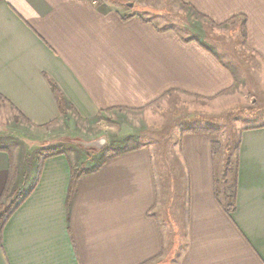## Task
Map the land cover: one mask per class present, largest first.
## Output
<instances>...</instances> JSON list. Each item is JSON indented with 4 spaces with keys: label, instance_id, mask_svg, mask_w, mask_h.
Segmentation results:
<instances>
[{
    "label": "crops",
    "instance_id": "0c3cea01",
    "mask_svg": "<svg viewBox=\"0 0 264 264\" xmlns=\"http://www.w3.org/2000/svg\"><path fill=\"white\" fill-rule=\"evenodd\" d=\"M178 1L212 25L244 27L246 48L264 59V0ZM213 46L98 0H0V109L39 130L137 125L128 115L174 94L227 112L235 77ZM255 113L234 170L205 128L184 129L170 187L157 186L149 147L130 136L111 152L106 135L69 140L96 142L92 155L0 148V264H264V106ZM231 184L229 213L220 201Z\"/></svg>",
    "mask_w": 264,
    "mask_h": 264
},
{
    "label": "rangeland",
    "instance_id": "374dc122",
    "mask_svg": "<svg viewBox=\"0 0 264 264\" xmlns=\"http://www.w3.org/2000/svg\"><path fill=\"white\" fill-rule=\"evenodd\" d=\"M106 4L115 5L123 13L139 11L145 18L151 20L159 28H173L183 36L195 37L203 42H213L215 52L228 64L235 77L236 99L227 112L211 113L213 100L190 98L182 94L159 101L149 110L128 115L137 125H95L81 129V125H63L62 129H34L30 126L17 124L14 113L5 114L0 109V148L11 147L14 151L28 154L37 149L60 147L72 149V152L82 155H92L97 151L70 144L69 140L106 135L107 144L102 149L111 152L125 143L121 139L130 136L131 143L145 144L150 149L153 165L156 170L157 186L175 185L176 171L180 162L176 161L178 141L184 129L207 130L218 144L216 149L229 152L232 162L236 153V141L241 128L252 124L257 119L256 114L264 106V59L249 51L243 41L242 26L212 25L200 20L191 9L178 0H164L150 6L137 9L136 0H102ZM132 3V6H129ZM144 4V3H143ZM10 121L11 125H3ZM89 142V141H87ZM129 147V146H128ZM227 147V148H226ZM108 148V149H107ZM35 149V150H34ZM90 149V150H88ZM111 149V150H110ZM215 149V150H216ZM77 150V151H76ZM109 154V153H108ZM174 197V195H173ZM171 205H174L173 201ZM172 212L174 210L172 206Z\"/></svg>",
    "mask_w": 264,
    "mask_h": 264
},
{
    "label": "trees",
    "instance_id": "16d2710c",
    "mask_svg": "<svg viewBox=\"0 0 264 264\" xmlns=\"http://www.w3.org/2000/svg\"><path fill=\"white\" fill-rule=\"evenodd\" d=\"M99 4H102V0H98ZM132 15H125V16H122L121 18L123 20H127L128 18H130ZM220 25H224V24H219L217 26H220ZM242 34H243V41L244 43L246 42V34H245V28L243 27V30H242ZM52 90H53V94L55 96V99L57 100V103L59 105V108H60V112L62 114H65V109H64V103H63V97H62V94L61 92L58 90V88L52 84ZM186 131H192V130H186ZM196 131H200V132H205L204 130H196ZM184 132V131H183ZM217 143L216 141H213L212 143V146H213V151H215L216 147H217ZM45 154H54L57 151V148H54V149H44L43 151ZM79 177V174L75 175L73 174L72 176V180H71V184H70V188H69V195H68V199L70 200L73 192H74V188H75V184H76V181ZM234 189H235V185L234 184H231L229 185L226 190H225V194H224V199L225 201H220L223 205V207L225 208V210L227 212H232L233 209H234V197H235V193H234ZM217 198H218V194H217ZM1 208V207H0ZM5 210L2 211L0 210V236H1V233H2V229H3V225H4V214H5Z\"/></svg>",
    "mask_w": 264,
    "mask_h": 264
},
{
    "label": "water",
    "instance_id": "95a60500",
    "mask_svg": "<svg viewBox=\"0 0 264 264\" xmlns=\"http://www.w3.org/2000/svg\"><path fill=\"white\" fill-rule=\"evenodd\" d=\"M129 6H132V3H129ZM102 142H103V139H99V145L102 144ZM92 145H93V146H94V145L96 146V142H91V143L89 142V143H86V144L83 145V146H84V147H87V146H92Z\"/></svg>",
    "mask_w": 264,
    "mask_h": 264
}]
</instances>
